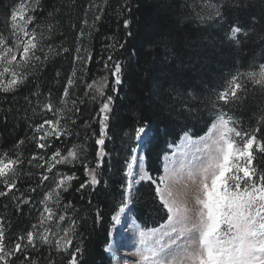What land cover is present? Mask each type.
I'll list each match as a JSON object with an SVG mask.
<instances>
[{
	"label": "trees",
	"instance_id": "obj_1",
	"mask_svg": "<svg viewBox=\"0 0 264 264\" xmlns=\"http://www.w3.org/2000/svg\"><path fill=\"white\" fill-rule=\"evenodd\" d=\"M13 3L14 0H0V33L6 37H10L6 14ZM42 3L45 11L36 13L41 25L38 31H44L47 12L52 11L53 6L61 9L57 13L60 24L55 34L40 42L44 52L48 53L49 44L56 50L62 46L70 51L61 52L60 55L48 53L50 59L30 77L32 83L22 87L14 95L0 92V155L16 152L14 145L24 139L25 144L20 147L23 157L43 156L44 159L38 162L44 164L57 148L61 149L62 154H66L73 145H85L87 151L81 157L83 163L57 165L53 170L60 174L74 173L76 178L71 181L69 191L62 194L61 205L58 207L49 202L48 206L58 214L66 215V218L78 219V234L74 236L73 244L84 249L82 264H113L112 256L105 249L110 243L108 232L111 215L123 199L122 185L127 180V163L131 162L133 150L138 146L135 129L141 124H146L149 129L145 140L150 137L151 143L147 146L145 141L143 143L145 164L153 178H158L163 173L162 157L168 152L170 144H175L185 132L193 137H200L209 129L216 95L226 86L230 76L238 69L257 70L259 64L264 63V40L259 36L242 38L244 42L239 48L226 39L233 22L252 16L259 18L264 14V0H107V4H104V0H42ZM209 3L221 7L223 19H207L211 11L206 7ZM89 4L102 6L103 13L92 9L85 17L84 12ZM94 14L101 15L100 21L95 24V30L86 28L84 37L77 40L78 30L82 27L81 21L87 19L91 25ZM199 16H203L204 20L199 19ZM124 19L131 21L127 29L123 26ZM70 24H75L76 28L70 27ZM129 32L132 35H128ZM162 32L171 33L174 37L177 58L169 56L160 45L159 37ZM45 35L47 36L46 32ZM77 47L91 53L87 71L73 62ZM81 55L86 53L82 51ZM110 55L113 61L121 62L124 68L123 83L119 86L114 85V78L105 68V62L109 66L113 62L108 61ZM2 67L0 65V69ZM57 71L60 72L59 77L56 76ZM74 71L76 87L70 89V93L73 99L79 97L84 103H77L79 112L65 110L61 120V124H66L73 134L59 140L49 138L41 141L52 146L38 149L33 137L38 138L43 132H36V126L46 119H60L58 111H41L47 94L51 91L53 104L57 109L62 108L59 98L67 78ZM153 76L161 80L175 77L176 87L180 91L183 92L186 88L196 97L190 102L194 110L190 113L180 110L179 101L175 103V110L165 107L162 111L157 107L154 100L150 99L151 90L155 86ZM104 77V91L113 96L114 102L103 146L106 155L98 169L101 183L94 190L88 186L78 192L76 189L79 185L90 179L85 173L84 163L89 168L96 167V152L101 147L95 144V139L99 135L98 120L103 115H97L102 98L92 100L95 92L87 89L86 85L93 80L101 81ZM36 85H39L38 89ZM113 87L117 91L114 92ZM247 87V93L233 107L230 115L240 121L241 127L251 131L256 127L257 120L264 116V90L251 82ZM86 90L89 93L87 96L84 95ZM33 92L38 95L33 96ZM25 97L31 103L26 102ZM225 111H228L227 107ZM72 120H75V125ZM48 127L45 125L46 130ZM42 172L44 168L25 163L17 185L16 196L19 199L0 198V221L7 225L9 238L5 242L9 247L18 242V236L32 230V225L37 224L40 219L45 206L41 201L53 186L52 181L39 183ZM31 188H36V191H31ZM134 197L132 214L143 229L156 228L167 220L165 210L155 197L154 186L149 182H140ZM69 202L72 208L65 212L64 206ZM97 209L103 219L94 223ZM67 226V223L61 224V227ZM40 231L43 232L44 229L41 228ZM61 235L62 232L56 237L50 236L52 244L41 245L38 252L30 247L25 251L38 264H66L67 256L55 250V240ZM22 243L26 244V241Z\"/></svg>",
	"mask_w": 264,
	"mask_h": 264
},
{
	"label": "snow or ice",
	"instance_id": "obj_2",
	"mask_svg": "<svg viewBox=\"0 0 264 264\" xmlns=\"http://www.w3.org/2000/svg\"><path fill=\"white\" fill-rule=\"evenodd\" d=\"M104 4H107V0H104ZM206 7L211 10L207 19H223L224 13L219 5L209 3ZM92 9L103 13L102 6L89 4L84 12L85 17ZM44 11L42 0H14L10 6L6 14L10 37L0 33V65H3L0 69V92L14 95L19 89L32 83L30 77L44 66L45 61L50 59L48 53L60 55L61 52L68 53L70 51L62 46L56 50L49 44L47 45L48 53L44 52L40 42L50 39L55 34L56 28L60 24L57 13L61 9L53 6V10L47 12L44 31H38L41 25L40 18L36 13ZM100 19V14H94L91 25L87 19H83L82 27L78 30L77 40L84 37L86 28L95 30V24ZM199 19L204 20V17L199 16ZM130 24V20H123L125 29L129 28ZM29 25L32 27L29 28ZM70 27L76 28V25L70 24ZM88 34H91L90 31ZM128 35H132V33L129 32ZM252 35L259 36L261 40H264V14L259 18L252 16L233 22L230 25V31L226 34V39L239 48L244 42L242 38L250 39ZM159 43L173 59L178 57L177 45L171 33L162 32ZM82 51L86 55H81ZM90 60L91 53L87 49L81 47L75 49L74 64H79L84 68V71H87L86 66ZM108 61H113L111 55L108 57ZM105 68L114 78V85L119 86L123 83L124 68L121 62L113 61L111 66L105 62ZM56 76H60L59 71L56 72ZM75 76L76 72L74 71L67 78L63 87L62 95L59 98L62 108L55 107L51 99V91L48 92L41 111H58L60 119H46L36 126V132H43V135L38 138L33 137V140L36 141V148H50L52 146L50 143L41 142L47 141L49 138L59 140L61 137L72 136V130L66 124L62 125L61 120L65 110L79 112L77 103H84L79 97L73 99L70 93V89L76 87ZM153 79L155 86L151 90L150 99H153L156 106L162 111L165 107L175 110L177 101L180 103V110L189 113L194 110L190 106V102L196 97L186 88L185 91H180L176 87L175 77H165L161 80L153 76ZM104 80L106 77L101 78V81L93 80L86 85L87 89L95 92V95L91 97L92 100H96L97 97L102 98L97 115H103L98 120L99 135L95 139V144L101 147L96 152V167L89 168L88 164L84 163L85 173L90 179L79 185V188L76 189L78 192L88 186L94 190L101 183L98 179V169L106 155L103 146L114 102L113 96L107 95L104 91L106 87V84L103 83ZM249 82L264 90V63L259 64L258 70L242 71L238 69L235 74L230 76L223 90L217 93L216 102L213 103L214 112L211 127L208 129L211 144L205 143L204 145V159L194 158L195 163L191 161L187 164L183 161L180 163V171H186L187 179L191 182V196L196 206L194 209H189L186 203L178 202L175 198L170 182L175 178L176 171L169 169L167 164L164 166L165 174L153 178L149 172L140 168L142 160H138L137 155L133 154L131 162L127 163L125 172L127 180L122 185L123 199L111 215L108 235L112 236L116 226L121 225L122 221H127V214L131 211V205L135 199L133 192L135 164L139 169L137 173L139 180L147 181L154 186L155 197L167 214V223L172 225L171 231L164 232L161 237L162 239L163 236H167L169 242L160 245L158 250H152L150 256H142L143 261L148 264H165L167 256H172V264H264V116L257 120L256 127L248 131L240 126V121L230 115L233 107L247 93ZM36 87L38 89L39 85ZM112 90L115 92L117 88L113 87ZM88 94L86 90L84 95ZM32 95L36 96L38 93L33 92ZM24 99L31 103L28 97ZM226 107L228 111H225ZM71 122L75 125V120ZM45 125L49 126L47 130ZM148 131L147 125L141 124L135 129V138L138 141L144 140ZM94 135L96 134L94 133ZM184 136L191 140L189 132H185ZM200 139L205 140V137ZM149 143H151L150 137L145 140V146ZM24 144L25 140L21 139L14 145L16 152L12 154L5 152L0 155V185H2L0 198L19 199L16 196V191H18L17 185L22 177L21 170L25 163L44 168V172L40 174L39 183L52 181L53 186L44 194L41 201L45 206L37 224L32 225V230L18 236L16 238L18 242L13 243L11 247L5 242L9 238L6 231L7 225L0 221V264H17V262L18 264H38V261L31 258L25 249L30 247L38 252L41 245L52 244L50 236L56 237L60 232L63 235L55 240V250L67 256L66 264H82L84 249L80 245L73 244V238L78 234V219L66 218V215L58 214L48 204L52 202L59 207L62 194L69 191L72 187L71 181L76 178L74 173L67 175L53 170L57 165L83 163L81 157L86 153L87 147L83 144H76L68 149L66 154H62L61 149L57 148L44 161V164H40L38 161L43 160V156L23 157L20 147ZM133 152L135 153V149ZM27 175H31V173H27ZM31 191L35 192L36 188H31ZM70 208H72L71 202L64 206L65 212ZM102 219L103 216L97 209L94 223H99ZM62 223H67L68 226L61 227ZM176 224L181 226L179 231L175 227ZM41 228L44 229L43 232L40 231ZM53 228L56 230L54 231ZM150 231L157 232L158 230L151 229ZM172 233H176V236L173 237ZM181 238H184V243L178 245L177 240ZM23 241H26V244L22 243ZM157 243L159 244V241ZM173 245L176 247L173 248ZM105 251H108V248ZM177 257L179 258L177 259Z\"/></svg>",
	"mask_w": 264,
	"mask_h": 264
},
{
	"label": "rangeland",
	"instance_id": "obj_3",
	"mask_svg": "<svg viewBox=\"0 0 264 264\" xmlns=\"http://www.w3.org/2000/svg\"><path fill=\"white\" fill-rule=\"evenodd\" d=\"M209 136L210 134L208 130L200 137L191 136V140H189L183 134L175 144L169 145L168 152L162 157V175L165 174V164H167L169 169L176 171L175 178L170 182L175 198L178 202L186 203L189 209H194L196 207L191 196V182L187 179L186 171L181 172L179 166L181 161L187 164L189 161L195 163L194 158L204 159V145L205 143L211 144V139H209ZM201 137H205V140H201ZM146 138L147 137H145L144 140L138 141V146L135 149L134 154L137 155L138 160H142L140 168L148 172L145 164L146 158L143 151V143ZM173 153H175V155H173ZM138 171L139 169H137L136 165L134 164V193L137 185L141 182L139 180V175H137ZM127 215V221H122V224L116 226V228L113 230V234L110 236V243L107 246V252L112 256L113 264H148V262L143 261L142 256H150L152 250H158L160 245L167 244L169 242V238L167 236H163L162 239L161 237L164 232L171 231L172 225H169L166 220L163 224L156 228L143 229L132 214V206L131 211L128 212ZM175 227L179 231L181 226L176 224ZM151 229H157L158 231L152 232L150 231ZM141 232H143V235H141ZM172 236L175 237L176 233H172ZM157 241H159V244ZM183 243L184 238L177 240L178 245H182ZM175 247L176 246L173 245V248ZM161 256H163V254H161ZM178 258L179 257H177V259ZM172 261V256L165 257V264H172Z\"/></svg>",
	"mask_w": 264,
	"mask_h": 264
}]
</instances>
